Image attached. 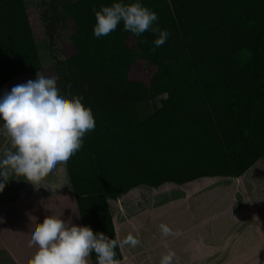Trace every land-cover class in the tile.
<instances>
[{
    "label": "trees",
    "instance_id": "trees-1",
    "mask_svg": "<svg viewBox=\"0 0 264 264\" xmlns=\"http://www.w3.org/2000/svg\"><path fill=\"white\" fill-rule=\"evenodd\" d=\"M58 1L70 32L61 47L69 74L60 82L42 64L25 0H0V88L40 73L91 109L95 128L67 170L83 226L106 234L119 262L109 200L141 186L240 178L264 158V0H49L42 20L54 35ZM115 2L155 12L153 27L169 33L164 45L153 52L158 34L135 37L123 21L95 38L93 8ZM163 95L141 120L139 104Z\"/></svg>",
    "mask_w": 264,
    "mask_h": 264
},
{
    "label": "crops",
    "instance_id": "crops-1",
    "mask_svg": "<svg viewBox=\"0 0 264 264\" xmlns=\"http://www.w3.org/2000/svg\"><path fill=\"white\" fill-rule=\"evenodd\" d=\"M4 87L8 86L2 88ZM166 97V95L161 96L162 100ZM7 150L14 151L11 145L0 144V159ZM262 161L264 158L240 178H202L183 185L166 183L158 189L141 186L119 198L124 204V206L121 204V207L116 203L117 200H109L115 232L123 256V260L116 264L170 262L162 257L155 259L144 250L146 236L154 238L155 229H151L143 222L140 224L137 218L146 212V207L151 202L149 190L156 191L161 188L163 198L160 205L169 217V225L166 229L169 232L173 229L178 233L174 237L177 241L175 248L170 244L167 250L172 260L180 264L234 262L229 256L219 255L218 242L203 240L192 233L205 229L218 232L227 228L225 231L232 230L234 233H239L235 236L242 238L251 231L263 232L264 176L261 178L254 173ZM259 169L263 168L259 167ZM10 178L5 183L0 177V183H5L4 191L0 192V264H29V260L37 251L35 246H29L31 226H34L35 222L42 223L46 216L53 215L65 221L71 220L76 226H83V223L69 179L67 164L58 165L37 187L21 177L13 175ZM218 181L223 184L215 183ZM13 183L19 184L14 187ZM132 194L135 195L132 197ZM157 194L158 192L155 193ZM209 198L228 199V221L221 222L218 219L216 221L217 215L215 217L210 213L212 205L207 203ZM130 211L136 218V223L133 225H130L131 222L126 219ZM212 223L215 225L218 223L217 227H211ZM129 237L137 243L132 244ZM171 249L175 250L174 253ZM88 261L89 264H93L91 255Z\"/></svg>",
    "mask_w": 264,
    "mask_h": 264
},
{
    "label": "clouds",
    "instance_id": "clouds-1",
    "mask_svg": "<svg viewBox=\"0 0 264 264\" xmlns=\"http://www.w3.org/2000/svg\"><path fill=\"white\" fill-rule=\"evenodd\" d=\"M93 12L97 39L109 36L121 21L124 31L135 37L148 31L158 34L153 52L168 39L166 30L153 27L158 15L140 2H115L102 6L99 11L93 8ZM0 119L14 149L7 150L0 159V177L6 183L14 175L36 187L58 165L67 164L83 147L86 133L95 128L92 111L84 106L81 98L69 99L60 94L55 78L40 73L36 80L16 85L4 93L0 99ZM5 183H0V192L4 191ZM129 240L137 243L131 237ZM29 246L37 248L29 264H89L88 258L93 252L96 264H116L115 245L106 234L53 215L31 226Z\"/></svg>",
    "mask_w": 264,
    "mask_h": 264
},
{
    "label": "rangeland",
    "instance_id": "rangeland-1",
    "mask_svg": "<svg viewBox=\"0 0 264 264\" xmlns=\"http://www.w3.org/2000/svg\"><path fill=\"white\" fill-rule=\"evenodd\" d=\"M26 1L28 8V16L31 22L41 62L43 65H53L58 73L59 81L63 82V79L69 74V68L73 67V63L71 62V60L63 56L61 53V47L68 42L70 35L69 29L65 23V13L63 10L65 3L63 1H58L55 3L54 12H52V16L54 18L53 22L57 28V33L56 35L51 33L53 37L51 38L52 40H50V32L47 29L44 21L42 20V15L45 14V11L49 10V0ZM33 80H36V78ZM10 91V87H4L0 89V99L3 98L5 92ZM162 99L163 98L159 97L157 99L139 104L138 109L141 120H145L152 114L157 112L162 107ZM2 125L3 121L2 119H0V144L5 143L11 145L10 139L6 136L5 130L3 129ZM259 167L263 169H259ZM259 167H256L254 173H256L255 175H260V177L262 178L264 176V161L259 163ZM215 183L223 184V182L219 181ZM18 184L13 183L14 187H17ZM162 190V188L156 191L149 190V194L151 195V202L149 203V205H147V207L142 206L147 208L146 212L144 211L145 213L143 215L137 217L140 224L143 222L147 224V226H149L151 229H155L154 238H148L146 236L144 250L146 252L148 251L155 259L156 257H162L163 259L170 261L169 263L157 262L156 264H180L175 263L172 260L171 255L167 252L170 244L173 248H175L177 241L174 237L175 235H178V233L173 229L171 232H165V229L169 225V217L167 214H165L166 211L163 210V206L160 205V203H162L161 201L163 198V194H161ZM156 192H158L157 195H155ZM134 195L135 194H132V197ZM116 203H118L120 207L121 204L124 206L123 200L121 199H119V201L117 200ZM207 203L212 205L210 207V213H212V215H214L215 217L217 215L216 221L217 219L221 222L228 221V199L216 198L213 200V198H209V201H207ZM125 206H127V203ZM131 212L132 211H130V215L126 219L131 222L130 225H133L134 223H136V218L131 215ZM262 216L264 219V208ZM217 224L218 223H216V225L212 223L210 225L214 228L217 227ZM208 229L210 228L208 227ZM226 229L219 230L218 232H211L210 230L206 229L203 231L196 230L192 233V235H195V237L198 236V238H202L203 240L207 239L208 241L213 243L218 242L220 251L219 255L221 257L229 256L231 257V260H234V262L218 264H264V229L261 233L251 231L247 235H245V237L242 238L238 235L235 236V234L239 233H234V231L232 230L225 231ZM172 251L174 253L175 250ZM224 259H226V257ZM249 260L251 262H248Z\"/></svg>",
    "mask_w": 264,
    "mask_h": 264
},
{
    "label": "flooded vegetation",
    "instance_id": "flooded-vegetation-1",
    "mask_svg": "<svg viewBox=\"0 0 264 264\" xmlns=\"http://www.w3.org/2000/svg\"><path fill=\"white\" fill-rule=\"evenodd\" d=\"M51 35H52V34H50V40H52V39H51V38H52Z\"/></svg>",
    "mask_w": 264,
    "mask_h": 264
},
{
    "label": "water",
    "instance_id": "water-1",
    "mask_svg": "<svg viewBox=\"0 0 264 264\" xmlns=\"http://www.w3.org/2000/svg\"><path fill=\"white\" fill-rule=\"evenodd\" d=\"M51 37H53V35H51Z\"/></svg>",
    "mask_w": 264,
    "mask_h": 264
}]
</instances>
